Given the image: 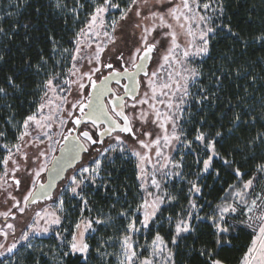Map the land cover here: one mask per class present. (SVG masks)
<instances>
[{
    "label": "snow or ice",
    "instance_id": "1",
    "mask_svg": "<svg viewBox=\"0 0 264 264\" xmlns=\"http://www.w3.org/2000/svg\"><path fill=\"white\" fill-rule=\"evenodd\" d=\"M233 4L6 0L0 257L177 264L183 249L196 264H228L229 248L235 264H264V25L238 30ZM28 7L59 16L63 35L45 27L34 39Z\"/></svg>",
    "mask_w": 264,
    "mask_h": 264
},
{
    "label": "trees",
    "instance_id": "2",
    "mask_svg": "<svg viewBox=\"0 0 264 264\" xmlns=\"http://www.w3.org/2000/svg\"><path fill=\"white\" fill-rule=\"evenodd\" d=\"M46 2V0H30V4L32 6H41ZM256 6V13L252 15V20L256 21L255 24H251L248 22V15L251 9V6ZM41 12L43 15L37 16L33 10V7H28L25 10V18L30 19L32 23L35 25L36 30L33 31L32 35L34 39H42L43 34L45 31V27L48 31L52 33H58L59 35H63V20L53 14L50 13L49 10L46 7H41ZM230 15L233 17V25L238 30H244V31H252L255 32L259 27L264 25V4H262V0H247V3H245V0H240V5L233 4V7L230 11ZM17 44H19V41H17ZM40 47H44V44H40ZM227 47V45H221L217 52H214L213 55H216L219 51L224 50ZM13 56V59L15 62L19 63L17 57L20 55V53L16 50L15 46L13 48V51L9 53ZM7 58V57H6ZM213 63L212 60H209L207 64L205 65V68L208 67V65H211ZM5 73L0 72V77H2ZM7 116V112L4 110H0V124H3L4 118ZM121 175L126 177H132L134 172V163L133 162H123L121 164ZM225 179H230V177H225ZM129 182H132L131 180ZM211 183V181H209ZM98 199V198H97ZM54 238H43V241L47 243H52ZM246 241L245 236H241L240 240L233 241L237 245V248L242 247L243 244ZM24 245L19 247V250H23ZM239 255V252L237 249H229L226 248L222 256L228 261V264H235L236 257ZM14 256H7L3 259H0V264H13ZM187 261V264H196V261L189 257L187 255V252L185 250H180L177 256V264H184V262Z\"/></svg>",
    "mask_w": 264,
    "mask_h": 264
},
{
    "label": "rangeland",
    "instance_id": "3",
    "mask_svg": "<svg viewBox=\"0 0 264 264\" xmlns=\"http://www.w3.org/2000/svg\"><path fill=\"white\" fill-rule=\"evenodd\" d=\"M3 6H6V0H3V3H0V7H3ZM56 154V153H55ZM3 198L2 197H0V200H2ZM71 210V209H70ZM17 220L19 221L20 220V217L18 216L17 217ZM20 235V232H19V228H18V230H17V236H19ZM54 238L51 234H49V235H46V236H42V237H39V238H37L34 242L35 243H43L44 245H47V244H49V243H47V242H45V241H43V238ZM10 240H11V238H10ZM27 244V242L26 241H20L19 242V247L20 246H22V245H26ZM13 254H8V256H12ZM7 257V256H6ZM3 258H5V257H0V259H3Z\"/></svg>",
    "mask_w": 264,
    "mask_h": 264
},
{
    "label": "water",
    "instance_id": "4",
    "mask_svg": "<svg viewBox=\"0 0 264 264\" xmlns=\"http://www.w3.org/2000/svg\"><path fill=\"white\" fill-rule=\"evenodd\" d=\"M113 85H114V84H113ZM56 155H57V156H60V155H61V153L59 152V150H57ZM69 171H71V169H69ZM45 182H47L46 179H45ZM57 183H59V181H57Z\"/></svg>",
    "mask_w": 264,
    "mask_h": 264
},
{
    "label": "flooded vegetation",
    "instance_id": "5",
    "mask_svg": "<svg viewBox=\"0 0 264 264\" xmlns=\"http://www.w3.org/2000/svg\"><path fill=\"white\" fill-rule=\"evenodd\" d=\"M113 86H115V85H113Z\"/></svg>",
    "mask_w": 264,
    "mask_h": 264
}]
</instances>
